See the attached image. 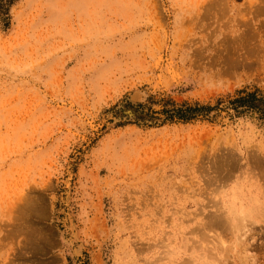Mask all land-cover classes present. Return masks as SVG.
I'll use <instances>...</instances> for the list:
<instances>
[{"label": "rangeland", "instance_id": "obj_1", "mask_svg": "<svg viewBox=\"0 0 264 264\" xmlns=\"http://www.w3.org/2000/svg\"><path fill=\"white\" fill-rule=\"evenodd\" d=\"M6 9L0 264H264L263 217L242 239L229 234L218 260L192 243L203 224L230 220L235 196L264 204V116L163 112L264 96V0Z\"/></svg>", "mask_w": 264, "mask_h": 264}, {"label": "bare ground", "instance_id": "obj_2", "mask_svg": "<svg viewBox=\"0 0 264 264\" xmlns=\"http://www.w3.org/2000/svg\"><path fill=\"white\" fill-rule=\"evenodd\" d=\"M241 195H242V193H241ZM239 199H240V197L235 196L233 201L231 200L232 202H231V208L229 211L230 212V220L229 221L226 220V222H222V221L212 222L211 224H206V225L203 224V226H201L200 228H197V230L193 229L194 235L197 236L194 238L195 240L194 239H193V241L191 240L192 243L195 242L193 244L194 249L200 250L208 260H209V258H212V260H213L214 258L219 257L220 253L221 254L225 253L223 246H226V243H227L226 241H228L227 238H229L228 237L229 234H230L231 240L235 239L237 241L239 238L242 239V237H244L242 235L246 234L245 232H246V229H248L247 227L249 225L248 223H249L250 219L257 218L258 216H259V218L263 217V219H264V204L261 201H258V202L253 201L249 205L241 204L238 207L237 202L239 201ZM214 205L215 204H213V206ZM215 221H217V220H215ZM251 228H252V226H251ZM246 235H245V237H246ZM228 243H229V241H228ZM238 244H239V242H238ZM207 245H209V246H207ZM244 246H242V247H244ZM225 248H227V247H225ZM230 249H232V248H230ZM245 251H247V249ZM243 254H244V252H243ZM203 255H202V257H203ZM240 255H241V253H240ZM218 259H214L213 261L218 260Z\"/></svg>", "mask_w": 264, "mask_h": 264}, {"label": "trees", "instance_id": "obj_3", "mask_svg": "<svg viewBox=\"0 0 264 264\" xmlns=\"http://www.w3.org/2000/svg\"><path fill=\"white\" fill-rule=\"evenodd\" d=\"M13 0H0V19L5 25H8L9 15L8 9L4 12V7L10 5ZM8 27V26H7ZM224 101L219 100L215 107L211 105H201L196 103L195 105L185 104L180 107H173V109H166L163 112L166 114L167 120H182L189 122L199 117H206L211 114L212 111H228V109L234 110L236 114L241 115L246 112H255L264 116V96L259 91H240L235 98L228 100L227 106L221 107Z\"/></svg>", "mask_w": 264, "mask_h": 264}, {"label": "water", "instance_id": "obj_4", "mask_svg": "<svg viewBox=\"0 0 264 264\" xmlns=\"http://www.w3.org/2000/svg\"><path fill=\"white\" fill-rule=\"evenodd\" d=\"M120 113L124 116H127V117H135V118H140L142 117V113L141 112H138L137 110L135 109H122L120 111Z\"/></svg>", "mask_w": 264, "mask_h": 264}]
</instances>
